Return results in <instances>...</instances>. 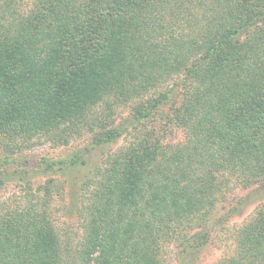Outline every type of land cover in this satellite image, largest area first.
I'll use <instances>...</instances> for the list:
<instances>
[{
	"label": "trees",
	"instance_id": "obj_1",
	"mask_svg": "<svg viewBox=\"0 0 264 264\" xmlns=\"http://www.w3.org/2000/svg\"><path fill=\"white\" fill-rule=\"evenodd\" d=\"M19 8L0 0V141L66 142L98 127L99 144L121 134L110 116L122 104L134 103V123L174 111L159 137L144 133L98 168L75 264H165L175 241L193 259L224 189L264 185V0ZM169 124L183 142L162 143ZM235 236L216 264H264V208ZM62 248L36 204L0 205V264H68Z\"/></svg>",
	"mask_w": 264,
	"mask_h": 264
},
{
	"label": "rangeland",
	"instance_id": "obj_2",
	"mask_svg": "<svg viewBox=\"0 0 264 264\" xmlns=\"http://www.w3.org/2000/svg\"><path fill=\"white\" fill-rule=\"evenodd\" d=\"M16 2L20 10L26 11L31 8L33 0ZM197 18L203 21L200 14ZM183 77V73L174 76L163 82L160 89ZM133 105L122 104L114 116L111 113L115 125L121 126V134L104 138L105 142L99 144L95 139L103 138L104 134L98 127L94 131H73L66 142L51 136H38L29 142L0 141V205L25 207L29 202L36 204L54 226L68 264H75L78 260L87 222L85 211L94 202L92 194L96 180H92L98 168L104 165L109 155L128 148L144 133L159 137L166 113L174 112L166 107L143 123H134L131 116ZM106 127L108 130L113 126L110 123ZM165 133L162 143L167 146L183 142L185 136L184 130L173 124L166 127ZM228 187L208 221L209 242L194 251V260L189 258L190 253L184 254L174 248L176 241L168 244L164 249L165 264H216L235 252V235L264 208V185Z\"/></svg>",
	"mask_w": 264,
	"mask_h": 264
}]
</instances>
